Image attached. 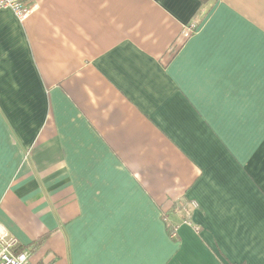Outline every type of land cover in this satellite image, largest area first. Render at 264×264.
Here are the masks:
<instances>
[{"label": "crops", "instance_id": "crops-1", "mask_svg": "<svg viewBox=\"0 0 264 264\" xmlns=\"http://www.w3.org/2000/svg\"><path fill=\"white\" fill-rule=\"evenodd\" d=\"M26 1L0 234L30 264H264V0Z\"/></svg>", "mask_w": 264, "mask_h": 264}, {"label": "built area", "instance_id": "built-area-1", "mask_svg": "<svg viewBox=\"0 0 264 264\" xmlns=\"http://www.w3.org/2000/svg\"><path fill=\"white\" fill-rule=\"evenodd\" d=\"M36 5H32L26 0H0L1 8L12 9L17 17L24 21L33 12ZM197 28L196 22L188 24L183 30L185 37H189ZM17 242L8 236L7 233L0 234V264H30L31 252L25 249L16 252Z\"/></svg>", "mask_w": 264, "mask_h": 264}, {"label": "trees", "instance_id": "trees-1", "mask_svg": "<svg viewBox=\"0 0 264 264\" xmlns=\"http://www.w3.org/2000/svg\"><path fill=\"white\" fill-rule=\"evenodd\" d=\"M203 2H207V1H209V0H202ZM173 233V231H172V229H171V234ZM25 249H27V248H25V247H21V246H19V245H17V248H16V252H20V251H23V250H25ZM29 250V249H28ZM30 251V250H29Z\"/></svg>", "mask_w": 264, "mask_h": 264}]
</instances>
